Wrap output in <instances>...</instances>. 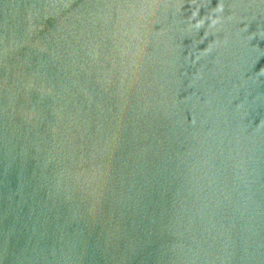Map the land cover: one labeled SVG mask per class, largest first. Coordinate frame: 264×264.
<instances>
[{
  "label": "water",
  "instance_id": "obj_1",
  "mask_svg": "<svg viewBox=\"0 0 264 264\" xmlns=\"http://www.w3.org/2000/svg\"><path fill=\"white\" fill-rule=\"evenodd\" d=\"M0 264H264V0H0Z\"/></svg>",
  "mask_w": 264,
  "mask_h": 264
}]
</instances>
